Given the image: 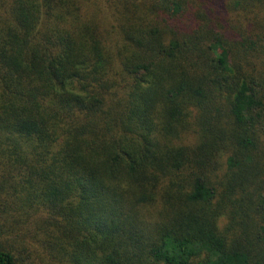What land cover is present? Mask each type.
Here are the masks:
<instances>
[{
  "label": "trees",
  "instance_id": "1",
  "mask_svg": "<svg viewBox=\"0 0 264 264\" xmlns=\"http://www.w3.org/2000/svg\"><path fill=\"white\" fill-rule=\"evenodd\" d=\"M0 264H264V0H0Z\"/></svg>",
  "mask_w": 264,
  "mask_h": 264
}]
</instances>
